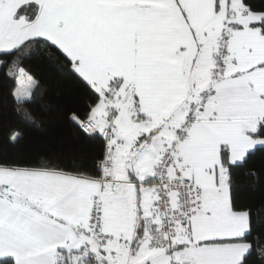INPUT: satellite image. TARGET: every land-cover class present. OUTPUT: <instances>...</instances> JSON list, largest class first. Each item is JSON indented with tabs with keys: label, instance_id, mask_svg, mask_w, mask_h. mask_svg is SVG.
Returning <instances> with one entry per match:
<instances>
[{
	"label": "snow or ice",
	"instance_id": "6c2138e0",
	"mask_svg": "<svg viewBox=\"0 0 264 264\" xmlns=\"http://www.w3.org/2000/svg\"><path fill=\"white\" fill-rule=\"evenodd\" d=\"M0 264H264V0H0Z\"/></svg>",
	"mask_w": 264,
	"mask_h": 264
},
{
	"label": "trees",
	"instance_id": "16d2710c",
	"mask_svg": "<svg viewBox=\"0 0 264 264\" xmlns=\"http://www.w3.org/2000/svg\"><path fill=\"white\" fill-rule=\"evenodd\" d=\"M29 135H30V138L32 139V140H35V139H37L38 137H39V133H35V132H32V131H30L29 132ZM257 164H259V161L257 162Z\"/></svg>",
	"mask_w": 264,
	"mask_h": 264
}]
</instances>
